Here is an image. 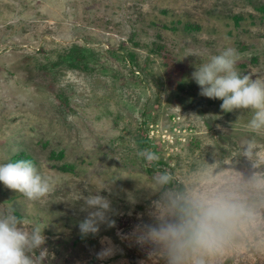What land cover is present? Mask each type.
Instances as JSON below:
<instances>
[{
  "label": "rangeland",
  "instance_id": "1",
  "mask_svg": "<svg viewBox=\"0 0 264 264\" xmlns=\"http://www.w3.org/2000/svg\"><path fill=\"white\" fill-rule=\"evenodd\" d=\"M263 6L0 0V165L31 160L55 186L29 201L0 183V214L15 208L23 230L39 225L46 238L29 252L34 264H264V131L191 79L227 47L242 77L264 76ZM145 149L159 159L137 155ZM159 174L173 184L157 183ZM101 186L112 187L116 227L81 238L80 205ZM205 197L237 208L210 248L138 241V225L181 223ZM103 236L115 252L100 260Z\"/></svg>",
  "mask_w": 264,
  "mask_h": 264
},
{
  "label": "clouds",
  "instance_id": "2",
  "mask_svg": "<svg viewBox=\"0 0 264 264\" xmlns=\"http://www.w3.org/2000/svg\"><path fill=\"white\" fill-rule=\"evenodd\" d=\"M239 53L235 48L227 47L217 55H212L205 63L195 65L191 79L199 86V94L212 100L222 101L223 112L249 110L251 118L248 127L256 133L264 131V76L242 77L236 67ZM220 128L219 125H217ZM254 145L247 142L246 155H251ZM147 161H157L159 157L145 149L137 153ZM171 179L168 174H159L157 183L164 185ZM0 183L7 189L23 195L29 201H38L54 191V183L42 176L31 160L19 159L0 165ZM107 192L108 195H101ZM112 187L101 186L94 194L84 196V203L79 210L86 213L79 223L81 238H96L101 229L116 227L117 215L113 207ZM128 202L137 201L131 193H126ZM235 205L223 198H201L193 205L189 218L178 224L163 227L151 225L137 226L138 241L144 244L147 238L165 239L172 242L176 250H183L187 245L210 248L217 239L218 228L236 214ZM28 221L16 215V210L9 207L0 214V264H34L29 252L45 244V236L39 225L29 233L20 225ZM120 235V233H117ZM101 250L97 253L100 260L111 257L115 245L109 237H100Z\"/></svg>",
  "mask_w": 264,
  "mask_h": 264
},
{
  "label": "trees",
  "instance_id": "3",
  "mask_svg": "<svg viewBox=\"0 0 264 264\" xmlns=\"http://www.w3.org/2000/svg\"><path fill=\"white\" fill-rule=\"evenodd\" d=\"M261 11L264 12V6H263V8L261 9ZM171 184H173V183H171V179H170V181H169L166 185H167V186H170Z\"/></svg>",
  "mask_w": 264,
  "mask_h": 264
}]
</instances>
